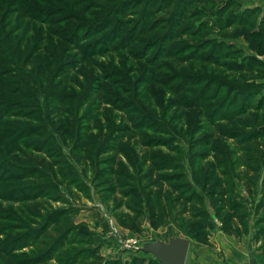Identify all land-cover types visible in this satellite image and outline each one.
Returning <instances> with one entry per match:
<instances>
[{
    "label": "rangeland",
    "instance_id": "rangeland-1",
    "mask_svg": "<svg viewBox=\"0 0 264 264\" xmlns=\"http://www.w3.org/2000/svg\"><path fill=\"white\" fill-rule=\"evenodd\" d=\"M111 1L0 0V94L17 88L26 97L31 85L35 109L29 117L0 122L1 166L23 170L5 167L0 172L1 178L8 172L17 176L13 183L0 181V264H160L144 252L145 247L174 238L189 242L185 264H264V226L258 222L264 217L262 143H239V136L260 128L253 124L257 117L264 124V34L251 40L246 25L192 36L181 31L159 48H146L149 38L144 37L140 44L126 48L123 42L116 50L120 38L106 41V34H94L92 29L83 39L84 31L76 30L80 38L71 51L70 39L58 38L70 35L54 32L75 26L77 21L67 20L69 13L84 22L101 23L105 10L125 0ZM231 1L234 9L223 14L222 21L233 12L239 22L254 10V31L259 32L264 0ZM98 2L106 8L97 10ZM208 5L207 17L218 23L223 4L208 0ZM155 9L151 4L146 13ZM189 14L188 9L179 28L188 25ZM168 15L148 16L147 23L163 25ZM139 16H122L128 27L117 31L125 33L130 19L137 21ZM153 35L148 37L159 36ZM94 39L100 40L85 59L82 47ZM219 44L223 47L217 48ZM232 48L236 56H226ZM234 58L237 67H253L254 72H234L230 67ZM215 59L218 63L212 64ZM239 81L247 84L241 86L242 92L226 85ZM56 93L62 95L56 98ZM225 94L222 104L229 103L223 115L231 119L210 122L194 102L202 96L205 105L217 107ZM30 125L41 126L36 131L53 142L36 148L42 137L16 144L4 139L8 127ZM85 137L89 148L78 151ZM106 137L107 144L100 143ZM102 146L111 152L102 155ZM177 157L188 182L185 188L192 187L207 213L203 229L191 225L189 213L182 214L183 205L173 204L178 190L175 194L167 181L170 172H163L162 162ZM213 164L236 197L229 198V204H242L241 213L246 215L244 222H233L231 233L215 218L209 193L192 181L193 171L198 169L204 177ZM104 176L107 182H102ZM143 192L153 193L154 199L160 193L169 204L161 205L163 217L156 230ZM121 221L135 222L136 230L122 227Z\"/></svg>",
    "mask_w": 264,
    "mask_h": 264
},
{
    "label": "trees",
    "instance_id": "trees-1",
    "mask_svg": "<svg viewBox=\"0 0 264 264\" xmlns=\"http://www.w3.org/2000/svg\"><path fill=\"white\" fill-rule=\"evenodd\" d=\"M105 1H107L108 4L112 2L111 0H105ZM215 1H219V3L223 4L222 7L218 11V15H219V19L217 21L218 23H215V21L211 23L210 21L212 20L213 17L208 18L206 15V11H208L207 8L209 7L208 0H125L117 4H113L111 10L110 9H107L108 11L105 10L102 13V14H105V18L101 21V23L84 22V21H81V18L78 19L75 14L69 13L68 15H66L67 17H69L67 20L71 22L77 21L75 26L74 27L72 26L71 29H65L64 31L59 30V31H54V32H57L56 35L58 33L62 34L63 32H65L68 36L70 35L67 38H64L63 35L62 37H58V36L57 37L60 40L70 39L69 42H71L72 45L69 44L68 46L71 51H74L73 44L78 42L80 38L76 30L84 31V34L82 37L83 39L91 36L90 31L92 29H93L94 34L96 33V31L102 32V34H106V39H107L106 41H109V39L110 41L111 40L118 41L120 38V40L116 43L114 47L116 50H121L123 42H127L126 48H130L131 46L142 43L146 37L149 38L145 43V45L147 46L146 48H149V46L150 47L154 46L155 48H159V46L162 45L161 44L162 41L164 42L167 38L175 39L176 36L180 34L181 31L184 33L189 31L190 35L192 36L194 34L201 33V31H208L209 29L217 30V29H221L222 27L231 28L232 26L236 28H242L243 25H246L247 27H249L248 28L249 30L247 32L245 31L246 32L245 34L251 40L260 38L263 36L264 18L263 20L261 19V21H259L261 30L259 32L254 31V28H255L254 23H253V20L255 18L254 13H256L257 11L253 10L252 12H250V15H251L250 20H248L250 16L249 15V16H244L242 19L243 21L241 20L239 22H235L236 18L234 17V14L232 12L230 13V15H228L227 21L224 22L222 21V15L226 14L228 10H231V9L233 10L234 3L231 0H215ZM151 4H154L156 6V9L154 11H147L146 13L147 7L150 6ZM97 5L99 6L97 10H103L106 8V7H102L100 2H98ZM137 6H138L137 11H132ZM188 9L190 13L189 19L187 22L188 25L187 26L184 25V28L182 27L181 29V27L179 28V24L182 20V17L185 15V11H187ZM159 12L169 14L168 17L165 18L166 19L165 23L163 25H160L159 24L160 21L159 22L153 21V23H150L148 25L146 18L149 16L150 19H152L155 16H157ZM136 13L137 15L141 14V16H139V19L137 21H132L133 18H131L130 19V21L132 22L131 27H129V29L126 32L124 31L125 33L118 32L117 30H121L123 29V27H128L127 23L129 21L125 24V20H122V16L124 17L127 15V18H128L130 15H133ZM221 22H224V24ZM47 23L48 21H46L45 24ZM242 29H245V28H242ZM153 31L154 33H158L159 36L156 38L148 37L154 34V33L150 34ZM91 38H95V37H91ZM99 40L100 39L98 40L94 39L93 42L88 41L89 43H87L84 47H82V51L85 54V59L86 57L91 56L88 49L91 48V46L98 43ZM207 41L209 40H204L203 43ZM222 47L223 46L219 44L217 48H222ZM174 53L170 55L171 57L170 56L168 57L172 58L175 55ZM236 53L237 51H235L234 48H232L230 51H227L226 56L229 54H234V57H235ZM82 58L83 60H85L83 56ZM218 59H215L214 61L211 60L210 62H216L212 64H217ZM202 60H209V59L207 57V58H202ZM159 66L160 64H158V67ZM235 66H236V59L234 58V60L232 61L230 65V67L233 69L234 72H236L237 70H242L246 74H249L250 72L255 70L253 69V67L252 68H246V67L240 68V67H237V66L235 67ZM256 69L259 70L261 68L256 67ZM229 84H230L229 82L226 83V85L230 87V90L232 89L233 92H236V93L242 92L243 90L241 86L247 85L246 83L242 84V82L240 81L237 82L236 84H232L231 85L232 87ZM30 86L31 85H29V87L28 86L26 87L27 89L26 97H22L18 93L17 88L13 89V91L11 92L7 91V93L4 94L3 96H1L0 94V98L4 99L2 101L0 100V122L4 120H10L11 118H14L16 116H19L20 118H23V117L26 118V117H29L30 112L35 111L34 107H32V102H30L31 94H32V92L28 89L30 88ZM61 95L62 94L60 93H56L54 97L59 98ZM227 97H228V94H225V96L219 102L220 106L218 105L217 107L205 105L206 98L204 99L202 96H200L194 102H197L196 103L197 106L202 107L204 111H206L207 116H208L207 119L210 122H214L213 120L217 121V120H220V118H224L226 120L231 119L228 116L223 115V110L229 102L228 103L226 102L224 106L222 103L226 101ZM262 98L263 97L259 99L258 105L262 102L263 100ZM23 100H27L28 106H27L26 101H23ZM188 100L189 99H187L184 105H187ZM258 105H256L255 108L259 110ZM242 112H245V111H242ZM253 124L254 125L259 124L261 126L260 128L255 129L253 132L246 134V136L244 135L239 136L241 137L239 143L246 145V146H250L252 145V143L256 141L261 142L262 150H261L260 156H261L262 161L264 162V124L262 125V123H260L258 117L253 121ZM30 126L31 127H24L23 129H16V127L12 129V127H8L3 133V136L5 137L4 139L10 140L9 143L11 144H16L17 141L20 142L23 138L30 137V138L40 139L42 137L43 138L42 141H38V143H35L36 148H38L40 145L43 146L44 142L46 144L53 142V140L51 139L49 135H47L46 137L44 136L45 133L43 131H39V132L36 131V128L40 130L41 126L36 127V128L33 125H30ZM164 137L168 138L166 135ZM87 139L88 137H85V139L81 141V145L79 146L78 151H83L84 149L89 148L86 142ZM106 140H107V137L100 143H104L106 145L108 141ZM112 141L113 139H110L109 143L111 144ZM104 146L101 147L102 155L108 154L111 152L110 147L106 149V147ZM120 148L122 150V147ZM179 159L180 158L177 157V159L173 162L171 161L162 162L164 164L162 166V168H164L163 172L164 173L170 172V175L166 177L167 181L169 182L170 186H172L174 193L177 194L178 192V195L173 199V204L176 206L183 205V208H186V210L183 211L182 214L185 212L189 213L191 225L195 224L194 226H197L198 229H203V227L205 226L208 220L207 213L205 209L204 208L202 209V207H200L201 205L197 202V199L195 197L196 194L193 191L192 187L189 185V187L185 188L186 184L184 182L186 181L183 177L184 168ZM191 163H193L192 160H191ZM1 164L2 163H0V172L1 170H4L5 167L8 170L23 171V170H20L22 168H20L19 166H16V168H14L12 165L8 164L4 167V166H1ZM216 166L214 164L211 165L206 171V173L204 174V177L200 175V173L198 172V169L192 172L191 177H192L193 183L196 184L201 189V191L205 193H209V196L211 198L210 203L214 211L215 218L222 224V229L224 231L231 233L233 231V222L234 221L244 222V220L246 219L245 218L246 215L241 213L242 204L238 202L229 204L228 199L236 198V197L233 193L230 194L229 191L225 188V185L223 184L225 175L224 173L223 174L218 173ZM1 176L2 175H0V181L2 182H6V181L12 182V181H15V178H17L15 172H8L7 175H4L3 178H1ZM103 178H104L103 179L104 181L102 182H107L105 181L107 180L105 179V176ZM99 183L100 181L97 182V184ZM176 189L178 190L177 192H176ZM182 193L183 195H181ZM144 194L147 197L146 204H147V207L150 213L151 226L153 229L156 230L159 228V223L163 217L161 205L167 208L169 204L167 205V203L163 201L162 195L160 193L157 194L155 199L152 197L153 193L151 192H150L151 195L149 193L148 194L144 193ZM195 209H197L196 212H195ZM258 222L259 224L264 226V217H261ZM121 226L124 228L131 229V230H136L135 222L125 223L124 221L123 222L121 221ZM261 231H264V227H262Z\"/></svg>",
    "mask_w": 264,
    "mask_h": 264
},
{
    "label": "water",
    "instance_id": "water-1",
    "mask_svg": "<svg viewBox=\"0 0 264 264\" xmlns=\"http://www.w3.org/2000/svg\"><path fill=\"white\" fill-rule=\"evenodd\" d=\"M189 242L174 238L168 243L149 244L144 252L150 254L160 264H185Z\"/></svg>",
    "mask_w": 264,
    "mask_h": 264
}]
</instances>
